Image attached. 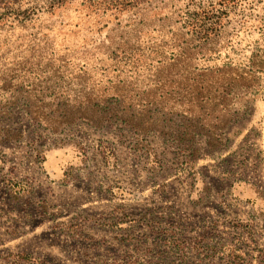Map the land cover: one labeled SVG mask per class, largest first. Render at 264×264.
Segmentation results:
<instances>
[{"label":"rangeland","instance_id":"1","mask_svg":"<svg viewBox=\"0 0 264 264\" xmlns=\"http://www.w3.org/2000/svg\"><path fill=\"white\" fill-rule=\"evenodd\" d=\"M199 13L201 65L264 59V0H0V264H264V73L218 146L112 91L182 61Z\"/></svg>","mask_w":264,"mask_h":264},{"label":"trees","instance_id":"2","mask_svg":"<svg viewBox=\"0 0 264 264\" xmlns=\"http://www.w3.org/2000/svg\"><path fill=\"white\" fill-rule=\"evenodd\" d=\"M143 1L145 0H101L104 6L116 9L137 7ZM201 16L202 13H199L198 18L186 20L187 27L191 28L190 32L198 37L191 39L195 42L194 46L192 42L190 45L185 44L186 48L181 55L174 54L170 59L175 61L181 56L182 61L177 59V62L166 68L167 61L159 60L158 64H151L152 77L145 86L132 87L123 83L113 87L112 91L117 94L115 99L118 103L124 102L128 107L137 106V110L142 113V120L152 123L151 119L158 116L163 121L162 115H167L168 112L172 120L174 115L181 116L187 126V135L191 128L195 132L198 130L202 136L208 137L209 144L218 146L223 145L226 140L227 127L238 119L239 111L235 105L250 102L240 97L250 90L258 89L264 73V59L255 54L251 66L246 68L231 63L216 67L201 65L199 60L202 59L204 50L201 51L199 43L208 41L216 30L214 24L208 27ZM132 52L120 49L115 50L112 56L121 55L120 57H126L130 62H137ZM111 89L108 88L105 93H109ZM132 90L142 95L136 96L129 103V92ZM143 122L139 123L141 130L145 129ZM108 148L102 151L106 159L111 156Z\"/></svg>","mask_w":264,"mask_h":264}]
</instances>
